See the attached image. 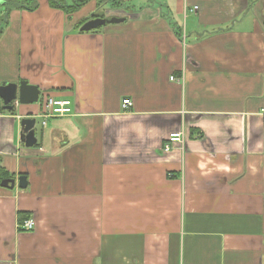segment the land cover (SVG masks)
I'll list each match as a JSON object with an SVG mask.
<instances>
[{
    "label": "crops",
    "instance_id": "0c3cea01",
    "mask_svg": "<svg viewBox=\"0 0 264 264\" xmlns=\"http://www.w3.org/2000/svg\"><path fill=\"white\" fill-rule=\"evenodd\" d=\"M37 3L0 25V85L39 90L0 99V264H264V0Z\"/></svg>",
    "mask_w": 264,
    "mask_h": 264
},
{
    "label": "water",
    "instance_id": "95a60500",
    "mask_svg": "<svg viewBox=\"0 0 264 264\" xmlns=\"http://www.w3.org/2000/svg\"><path fill=\"white\" fill-rule=\"evenodd\" d=\"M0 8H4L5 11L1 12L0 16V25L3 20L7 16V3L0 0ZM124 19H101L95 18L85 22L81 27L80 31L88 32L95 30L101 26L106 24H114L123 22ZM39 90L35 86L28 85L27 82L21 81L18 84H7L3 83L0 85V99L3 102V105L6 109L12 110L13 106L11 103H19V104H32L38 101ZM35 120L34 119H23L21 121V141L25 144L26 147H32L36 143L35 135H34V127ZM15 185L14 179H3L0 182V186L7 189H12ZM18 187L25 188L26 187V177L19 176L18 178Z\"/></svg>",
    "mask_w": 264,
    "mask_h": 264
},
{
    "label": "built area",
    "instance_id": "2783aa9c",
    "mask_svg": "<svg viewBox=\"0 0 264 264\" xmlns=\"http://www.w3.org/2000/svg\"><path fill=\"white\" fill-rule=\"evenodd\" d=\"M197 7H194L193 10H196ZM173 79V78H171ZM131 106V102L128 99H125L122 101V108L128 109ZM72 113L71 110V102L69 100H56L54 98H45L43 99L42 104V125H45L46 120L50 118H56V117H64L68 116ZM181 139L180 133H174L171 134L164 144V152H168L171 148V146L177 142H179ZM18 228L23 231H31L34 228V222L31 219H27L22 221Z\"/></svg>",
    "mask_w": 264,
    "mask_h": 264
},
{
    "label": "trees",
    "instance_id": "16d2710c",
    "mask_svg": "<svg viewBox=\"0 0 264 264\" xmlns=\"http://www.w3.org/2000/svg\"><path fill=\"white\" fill-rule=\"evenodd\" d=\"M88 0H49V4L51 7L63 9L68 15L75 13L79 8H81ZM107 1L110 3H117V0H101ZM7 5H18L19 7L25 9H36L37 8V0H15V1H6ZM100 6V5H99ZM98 16L93 14L91 18H97ZM87 20L80 21L77 25L81 26ZM179 35V33H177ZM199 138L202 137L201 134L198 136ZM7 176V172L4 171L0 165V181ZM24 218V214H19V221H22Z\"/></svg>",
    "mask_w": 264,
    "mask_h": 264
},
{
    "label": "rangeland",
    "instance_id": "374dc122",
    "mask_svg": "<svg viewBox=\"0 0 264 264\" xmlns=\"http://www.w3.org/2000/svg\"><path fill=\"white\" fill-rule=\"evenodd\" d=\"M93 2L92 3H90V4H88V5H86L84 8H82L80 11H79V13H76V17L77 16H80V15H83V14H85L89 9H93ZM1 9L2 8H0V13H1ZM37 123H36V127H38L39 128V126H38V122H39V119L36 121Z\"/></svg>",
    "mask_w": 264,
    "mask_h": 264
}]
</instances>
